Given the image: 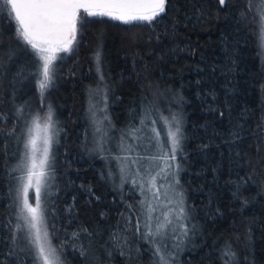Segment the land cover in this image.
I'll list each match as a JSON object with an SVG mask.
<instances>
[{"label":"trees","instance_id":"16d2710c","mask_svg":"<svg viewBox=\"0 0 264 264\" xmlns=\"http://www.w3.org/2000/svg\"><path fill=\"white\" fill-rule=\"evenodd\" d=\"M251 1L222 7L219 0H168L152 23L81 10L87 23L78 43L58 53L54 79L41 94L34 73L42 62L17 38L0 0V264H34L27 240L9 255L12 233L19 238L22 231L12 191L24 169L29 124L49 109L56 129L45 223L60 264H159L161 256L169 264H224L226 244L235 253L232 264H264V60ZM94 88L114 131L159 114L165 99L182 112L186 237L178 240L181 230L167 228L164 236L144 235L140 193L119 183L108 151L91 144L86 102ZM81 228L91 235L74 238Z\"/></svg>","mask_w":264,"mask_h":264},{"label":"snow or ice","instance_id":"6c2138e0","mask_svg":"<svg viewBox=\"0 0 264 264\" xmlns=\"http://www.w3.org/2000/svg\"><path fill=\"white\" fill-rule=\"evenodd\" d=\"M168 0H3V4L7 6L10 16L16 24L15 33L18 39L30 46L38 61L42 63L36 64V72L38 88L43 92L51 85L55 73L56 66L54 61L62 59L58 53H70L74 51V45L78 43L77 34L87 23L84 17L80 15L81 10L88 17H109L113 20H119L123 23H131L133 21L152 23L161 14L166 11ZM219 5L227 6V0H219ZM261 18L264 19V0L260 4ZM242 15H244L242 13ZM14 52L9 53V60L14 56ZM99 59V53H97ZM2 57H0V76L3 75ZM19 111V109H18ZM52 114L49 109L47 123L43 127V150L42 155L37 145L38 135L31 133H39L40 126L33 121L34 128L29 129L30 138L25 144L28 149L26 153V162L22 167L27 168V177L23 184V208L20 210L18 219H23L24 225L27 227L26 236L19 237L17 232L12 233L11 243L13 251L9 255L15 254V248L20 239L27 240L31 249L35 250L34 264H60L56 255V249L51 246L49 232L45 223L44 212L41 208V188L45 178V167L49 160V145L51 137L48 135V129L51 126ZM155 132V129H153ZM180 128L177 124L175 131L169 132L171 141L172 155L171 159H175V152L180 147ZM159 135V133H157ZM259 151V149H258ZM264 160V157H261ZM155 177L148 181V190L152 191L155 186ZM135 183V181H133ZM178 183V181H177ZM35 188L36 204L33 207L28 201V190ZM239 190V185L237 186ZM144 191V185H141ZM234 193L238 196L239 192ZM90 191V190H89ZM179 197L177 201L178 211L176 214L177 221H183L188 218V212L184 206L183 194L176 193ZM153 198H159V192H153ZM98 199V198H97ZM171 203V201H169ZM246 204L247 201L245 200ZM145 205L147 213L144 228L147 229L144 235L146 237H156L166 235L165 229L173 224L170 218L172 209L162 213L163 219L156 218L155 231L152 227V213L156 210L150 201H141ZM21 225L17 224L16 229L19 231ZM140 223L137 222L136 230L140 232ZM181 236L178 240L188 235V228L184 223H180ZM81 233L89 234L87 228H81L77 232H73L74 238H79ZM178 246V245H177ZM24 251V249H20ZM81 254L86 255V251L82 248ZM160 249H157V255ZM224 264H232L235 259V253L231 249L230 244H226L222 252ZM159 264H169L163 256L160 257Z\"/></svg>","mask_w":264,"mask_h":264},{"label":"rangeland","instance_id":"374dc122","mask_svg":"<svg viewBox=\"0 0 264 264\" xmlns=\"http://www.w3.org/2000/svg\"><path fill=\"white\" fill-rule=\"evenodd\" d=\"M252 8L254 9L258 19V44L259 53L264 60V19L261 18L260 4L261 0H252ZM100 93L97 88H94L88 92V98L86 102V110L88 120L91 126V144L97 150L108 151L110 154L107 157V161L113 166L112 171L117 176L119 183L129 182L140 193L142 201H150L156 209L152 213V227L155 231L156 218L163 219L162 213L172 209L170 218L173 220V224L167 227L168 230L179 232V224L183 221L176 220V214L178 211L177 201L179 197L176 193H182V188L179 183V172L181 170L178 160L179 154H181L182 138H183V115L179 108H174L169 99H165L163 106L164 109L158 114L156 110L150 115H141L137 121L129 128L124 129L121 125H117V131H114L115 127L111 121H105L101 112L102 105L99 100ZM47 112L40 117H33L29 124V129L34 128L33 121L40 126L41 131L37 134V145L42 155L43 150V127L47 123ZM109 115L107 112L106 116ZM103 120L105 124L103 125ZM111 123V124H110ZM177 124L180 128V147L175 152V159H171L172 149L171 141L169 139V132L175 131ZM56 129L55 126H50L48 129V135L51 136V130ZM155 129V132H153ZM159 133V135H157ZM30 132L27 131L25 136V144L30 138ZM55 135V132L53 136ZM123 135V137H121ZM53 138V137H52ZM50 150V148H49ZM28 149L24 147L23 161L26 162V153ZM51 155H49L48 165L45 167V178L41 188V208L45 216V205L48 202V198L52 193V173L50 172ZM27 177V168L24 167L19 176L16 178L13 185V206L17 219L20 216V210L23 208V184ZM155 177V186L152 191L148 190V181ZM135 181V183H133ZM178 181V183H177ZM144 185V191L141 190V185ZM159 192V198H153V192ZM138 193V194H139ZM28 201L34 207L36 204L35 188L28 190ZM184 200V194H183ZM171 201V203H169ZM143 210V224L146 223V210L145 205H142ZM19 224L22 226L20 236H26L27 227L24 225L23 219H18ZM185 224V223H184ZM147 230V229H146ZM180 233V232H179ZM25 240V239H23ZM26 241V240H25ZM52 246V244H51ZM53 247V246H52ZM54 248V247H53ZM34 256L35 250L33 249ZM57 255V252H56ZM58 257V255H57ZM59 260V258H58ZM60 262V261H59ZM42 264V261H41Z\"/></svg>","mask_w":264,"mask_h":264}]
</instances>
